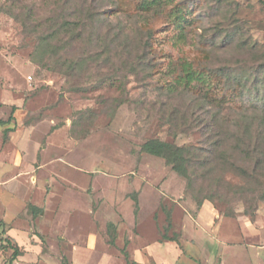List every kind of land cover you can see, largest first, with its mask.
<instances>
[{
	"label": "rangeland",
	"instance_id": "obj_1",
	"mask_svg": "<svg viewBox=\"0 0 264 264\" xmlns=\"http://www.w3.org/2000/svg\"><path fill=\"white\" fill-rule=\"evenodd\" d=\"M67 1L0 0V264L12 248L22 253L14 264H127L126 240L131 264H264L263 201L246 203L224 188L221 198L192 192L163 159L142 152L153 138L204 147L209 112L229 123L240 118L246 100L227 94L219 76L174 94L166 88L184 63L206 71L264 59L261 0H178L194 12L184 29L167 10L137 14L141 0H87L104 40L87 33L67 57L107 49L122 56L120 42L145 43L150 27L153 72L129 74L125 55L74 81L32 60L36 35L68 14ZM236 26L251 52L221 44ZM225 180L243 184L232 172Z\"/></svg>",
	"mask_w": 264,
	"mask_h": 264
},
{
	"label": "trees",
	"instance_id": "obj_2",
	"mask_svg": "<svg viewBox=\"0 0 264 264\" xmlns=\"http://www.w3.org/2000/svg\"><path fill=\"white\" fill-rule=\"evenodd\" d=\"M66 2L64 7L67 15L63 16L59 22L50 24L48 31L38 34L37 46L32 54V60L46 69L59 72L68 79L74 81L80 75L92 78L94 69L99 71L109 65L113 59L122 58V66L128 69L129 74L134 76H151L152 69L149 62H152L150 54L153 52L151 38L153 29L146 28V41L139 42L135 39L124 38L120 42L125 50L122 56L110 54V51H90L82 54L80 58H68L67 54L75 43L82 42L85 35L90 33L91 38L100 42L104 40L102 33L94 25L99 23L97 14L91 8H85L87 0H81L80 6L76 2L71 4ZM178 0H141L136 4V12L140 15L162 14L168 11L171 18L176 19L177 26L184 29L185 23L191 22L188 18L194 12L189 11V7ZM264 5V1L261 0ZM169 8V9H167ZM71 11V12H70ZM230 31L223 37L221 44L234 46L239 52H251L254 46L248 40H242L238 36L239 27ZM97 30V31H96ZM138 35L144 37L143 33ZM216 38L218 36L215 35ZM119 40L118 35L111 40ZM217 44V43H216ZM256 61V59H255ZM251 62L250 67L238 65H227L215 70L199 71L191 63H184L182 73L178 76L176 84L167 86L166 90L174 94L179 87L188 88L194 83H206L207 76L214 74L222 78L223 88L227 94L238 91L243 101L246 100L247 108L240 118L234 123L220 120L219 113L209 112L210 115L205 120L206 127H201L205 136L204 147L179 146L175 142L163 141L153 138L146 141L142 146V152L148 155L161 158L166 165L187 181V188L194 192L197 188L204 194L205 190L218 194V198L225 197L221 194L222 188L226 196H239L245 199L246 203L251 201L250 197L257 198L264 202V59ZM143 65V67H141ZM155 66V65H154ZM212 72V73H211ZM143 74V75H142ZM126 77V76H125ZM110 77H101L98 82L92 85L101 86ZM96 86V87H97ZM123 91H126L125 82H122ZM230 101L231 99H225ZM194 124L199 123V119L193 120ZM9 130H5L4 135H8ZM234 173L241 178L243 184L231 185L225 180V174ZM215 198V197H214ZM206 197L205 200H214ZM229 198V197H227ZM198 200V206H202V201ZM136 208L138 201L134 199ZM168 229L171 228V214H167ZM111 236V244L115 243L116 226L110 224L108 227ZM167 236V235H166ZM166 239L177 241V239ZM9 241V240H8ZM129 241L126 240L122 250L127 264H131L130 255L127 250ZM13 253L7 264H14L22 256V253L12 248ZM62 264H71L67 258H63Z\"/></svg>",
	"mask_w": 264,
	"mask_h": 264
}]
</instances>
